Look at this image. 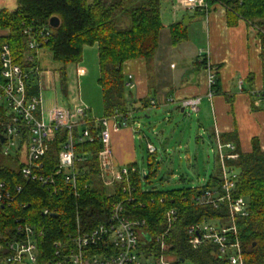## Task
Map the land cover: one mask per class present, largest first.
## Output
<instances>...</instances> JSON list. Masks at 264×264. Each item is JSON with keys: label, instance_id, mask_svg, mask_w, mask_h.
<instances>
[{"label": "trees", "instance_id": "obj_1", "mask_svg": "<svg viewBox=\"0 0 264 264\" xmlns=\"http://www.w3.org/2000/svg\"><path fill=\"white\" fill-rule=\"evenodd\" d=\"M162 0H17L14 11L0 10V46L7 45L15 61L21 63L34 55L28 47L25 30L32 33L49 32L43 47L49 49L55 62L62 66L60 83L63 94H67L68 65L83 61L85 47L97 46L98 83L103 96L105 117L142 111L147 117L151 99L140 102L137 109L130 108L126 93L127 81L124 64L136 59L151 63L158 53L160 35L164 28L161 21ZM209 6L221 3L226 8L229 27L239 22L254 26L262 39L264 59V0H207ZM52 18L59 19L58 28L50 27ZM184 23H175L169 28L171 45L176 46L189 40ZM202 66L206 60L201 61ZM37 94V88L31 90ZM76 135V134H75ZM67 134H56L48 152L41 160L43 173L51 174L58 164L59 151ZM93 141L77 143L75 152L82 161L78 168V192L69 189L52 193L47 187L35 181L24 180L19 170L0 165V182L23 191L15 195L12 204L0 206V259L8 254V244L19 237V226L30 225L44 231L40 264L51 257L53 244L79 227L90 231L99 223L108 220L111 206L123 203L124 214L130 220L144 221L150 236L169 231L170 240L166 254L176 264H228L221 258L219 247L203 245L195 250L188 243L186 229L204 219L228 221V205L220 208L213 205L196 204V198L205 189L221 184V167L210 176L205 185L196 188L182 187L166 192L153 188L143 191V184L155 172L143 175L136 164L128 165L131 194L134 201L126 200V182H114L110 186L100 181L99 152L102 144L92 134ZM221 143L236 147L237 160H227L229 167L238 171L234 196L243 197L249 203L248 215L236 220L244 264H264V152L255 139L251 153H243L239 147L238 135L222 134ZM218 161V160H217ZM88 185L90 188L85 189ZM177 210V221L169 223L167 213ZM45 210L50 211L45 214Z\"/></svg>", "mask_w": 264, "mask_h": 264}, {"label": "built area", "instance_id": "obj_2", "mask_svg": "<svg viewBox=\"0 0 264 264\" xmlns=\"http://www.w3.org/2000/svg\"><path fill=\"white\" fill-rule=\"evenodd\" d=\"M170 1L173 15L180 11L204 13L207 19L216 5L226 11L225 6L219 2L209 6L207 0ZM24 34L34 55H29L23 62L15 61L7 45L0 46V165L8 166L1 162L2 158H6L11 161L8 167L19 170L24 180L41 183L53 194L69 189L77 195V165L83 159L75 152L76 144L93 141L92 134L95 132L102 144L99 152L100 181L107 187L114 182L125 181L124 192L128 194L126 200L134 201L128 166L117 168L112 162L111 135L128 127L129 122L135 127L136 116L143 112L130 111L97 119L91 116L83 104L68 107L54 100L48 105L42 96L44 70L40 65V52L45 49L43 45L47 42L49 32L32 33L25 30ZM199 58L201 61L207 59L205 50L199 54ZM215 75V69L208 65L206 77L211 99L216 93L213 90ZM35 88L36 95L31 93ZM255 95L264 103V85ZM200 102V97L183 99L178 107L190 113H198ZM156 106L157 102L151 100L149 108L155 109ZM135 131H139V128L136 127ZM60 132L67 134V137L58 153V164L53 173L44 174L41 160ZM215 148L217 162L221 167V184L203 190L195 202L203 206L213 205L215 208L227 204L228 221L204 219L189 226L186 229L188 243L195 250L203 245L214 244L219 247L221 258L228 261V264H244L236 220L239 216L248 215L249 203L243 197L234 196L239 175L226 162L237 160L238 154L231 143L217 141ZM147 151L152 155L158 150L152 143H148ZM142 173L146 175V171ZM88 188L86 185L85 189ZM22 191L21 186L10 189L5 182H0V206H10L15 201V195ZM111 209L108 220L99 223L97 228L83 232L78 225L64 239L57 240L52 246L51 257L42 264H176L175 259L166 254L170 240L168 230L150 236L145 230L144 221L130 220L125 216L122 202L113 204ZM44 212L46 215L50 213L48 210ZM166 216L170 224L177 221V210H170ZM18 230L19 237L8 244V254L1 264H40L44 231L28 224L19 226Z\"/></svg>", "mask_w": 264, "mask_h": 264}, {"label": "crops", "instance_id": "obj_3", "mask_svg": "<svg viewBox=\"0 0 264 264\" xmlns=\"http://www.w3.org/2000/svg\"><path fill=\"white\" fill-rule=\"evenodd\" d=\"M188 19L186 28H189L193 22L203 24L202 29L205 30L208 38L207 50H205L206 65L202 66L201 58H199L202 50H198L195 60L192 61L194 69L190 73V80L185 81V71L177 70L178 66L171 62L168 58V51H163L162 46H159L158 53L151 63L147 64L143 59L126 62L123 67L130 108L138 109L140 102L145 99L155 100L157 106L155 109H150L146 118L149 119L153 113L164 118L171 115L176 116L179 112L185 113L183 108L178 107L181 100L200 97L197 119L200 131L196 137L197 146L195 147L197 151H200V143L203 146H215L217 141L221 142L222 134H237L239 147L243 153H251L252 142L255 139L264 152V103L255 95V92L261 90L264 85L263 47L260 38L252 36L244 22L229 27L226 11L217 5L214 6L207 19L204 13H192ZM170 27L164 24L161 35L164 31L168 32L171 45ZM5 33L0 31V37ZM191 42L193 41L189 37L188 41L171 46L177 49L178 46ZM48 51L49 49H43L40 52V65L42 54ZM49 53L51 55L50 51ZM208 65L216 71V83L213 88L216 93L212 99L209 97L210 89L206 77ZM81 67V62L76 65L78 93H80V78L84 76ZM43 76L44 73L42 78ZM41 85L42 96H44L48 90L44 88L42 82ZM51 101L46 100L48 105ZM203 104H205L203 112L206 113L200 115L203 113L201 109ZM89 111L91 116L95 117L90 109ZM136 134L135 129L131 128L112 133L111 152L115 166L137 165ZM148 143L150 142L147 141ZM190 145L191 141L187 144V148H190ZM181 180L185 181V178L181 176ZM207 182L208 180L204 181V183Z\"/></svg>", "mask_w": 264, "mask_h": 264}, {"label": "rangeland", "instance_id": "obj_4", "mask_svg": "<svg viewBox=\"0 0 264 264\" xmlns=\"http://www.w3.org/2000/svg\"><path fill=\"white\" fill-rule=\"evenodd\" d=\"M17 6V0H0V10L5 8L12 12ZM161 8V21L167 26L180 22L184 23L185 18L192 15L191 12L187 13L183 11L173 15L170 0H162ZM202 25V23L197 24L193 22L187 29V35L193 42L180 45L177 49H174L170 45L168 32L164 31L161 35L159 46L163 47V51H168V58L174 65L178 66L177 70L185 71V81L190 80V73L194 69L192 61L195 60L197 51L207 50L208 38L205 30L202 29ZM247 26L249 33L257 38L256 34H259V30L252 25L251 27ZM260 40L262 42L261 38ZM97 52V46H88L84 49V58L81 62L84 76L80 78L79 82L80 93H78L77 89L76 65H68L66 67V83L68 86L66 95L63 94L64 91L59 80L62 67L54 61L49 51L44 55L42 54L41 67L44 70L42 84L48 90L43 96L45 100L54 101L58 99L60 103H63L64 99H67L69 103L86 106L93 112L95 118H104L103 96H101V88L97 82L100 75ZM165 57L167 59V55ZM201 109L202 112L205 110V104L201 106ZM204 113L206 112L200 113V115H204ZM198 115L199 112L190 113L186 110L185 113L179 112L176 114L178 118L174 115L162 118L153 113L149 119L143 115H137L135 127L133 123L129 122L130 124L126 128H139L135 142L137 146L136 150L138 151L137 165L142 172L146 171L148 175L155 172L153 177L144 182L143 191L152 190L153 188L164 192L181 189L182 187L196 188L205 185L204 181L209 180L218 165L216 161V148L215 146H203L200 143V151L195 149L197 146L196 137L200 131L198 128ZM147 141L152 143L156 150H158L155 154L150 155L149 151H147ZM189 141H191V145L190 148H187ZM1 162L8 166L11 164V161L6 158H2ZM116 167L124 168L126 165ZM181 176L185 178V181L181 180ZM184 264L190 263L184 262Z\"/></svg>", "mask_w": 264, "mask_h": 264}, {"label": "water", "instance_id": "obj_5", "mask_svg": "<svg viewBox=\"0 0 264 264\" xmlns=\"http://www.w3.org/2000/svg\"><path fill=\"white\" fill-rule=\"evenodd\" d=\"M188 21H189V19L186 18L185 21H184V27H187ZM59 24H60V22H59L58 18H52L50 20V23H49L50 27H53V28H58ZM63 105L71 107V104L68 102L67 99H64ZM146 238L149 239V236H147Z\"/></svg>", "mask_w": 264, "mask_h": 264}]
</instances>
